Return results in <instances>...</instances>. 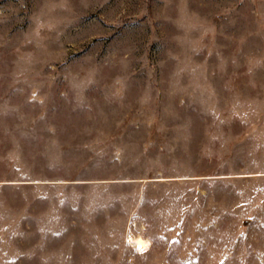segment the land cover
<instances>
[{"label": "rangeland", "instance_id": "rangeland-1", "mask_svg": "<svg viewBox=\"0 0 264 264\" xmlns=\"http://www.w3.org/2000/svg\"><path fill=\"white\" fill-rule=\"evenodd\" d=\"M0 264H264V0H0Z\"/></svg>", "mask_w": 264, "mask_h": 264}, {"label": "bare ground", "instance_id": "bare-ground-1", "mask_svg": "<svg viewBox=\"0 0 264 264\" xmlns=\"http://www.w3.org/2000/svg\"><path fill=\"white\" fill-rule=\"evenodd\" d=\"M132 239L141 248H145L146 249V247L148 248V246H149V242L150 241L148 239H145V238L141 237V236H138V237L132 238Z\"/></svg>", "mask_w": 264, "mask_h": 264}]
</instances>
